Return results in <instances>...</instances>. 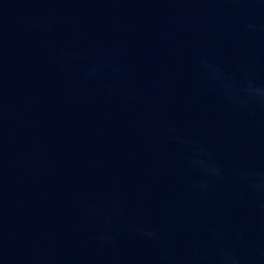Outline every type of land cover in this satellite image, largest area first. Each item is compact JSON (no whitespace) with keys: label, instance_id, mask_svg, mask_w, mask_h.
<instances>
[{"label":"water","instance_id":"water-1","mask_svg":"<svg viewBox=\"0 0 264 264\" xmlns=\"http://www.w3.org/2000/svg\"><path fill=\"white\" fill-rule=\"evenodd\" d=\"M0 264H264V0H0Z\"/></svg>","mask_w":264,"mask_h":264}]
</instances>
